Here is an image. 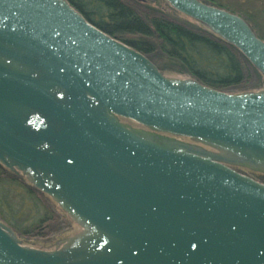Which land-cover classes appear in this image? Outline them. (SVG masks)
I'll return each mask as SVG.
<instances>
[{
  "label": "water",
  "instance_id": "1",
  "mask_svg": "<svg viewBox=\"0 0 264 264\" xmlns=\"http://www.w3.org/2000/svg\"><path fill=\"white\" fill-rule=\"evenodd\" d=\"M164 1L264 77L242 17ZM0 166L81 228L42 250L0 220V264H264V184L234 169L264 172V89L169 76L66 0H0Z\"/></svg>",
  "mask_w": 264,
  "mask_h": 264
},
{
  "label": "trees",
  "instance_id": "2",
  "mask_svg": "<svg viewBox=\"0 0 264 264\" xmlns=\"http://www.w3.org/2000/svg\"><path fill=\"white\" fill-rule=\"evenodd\" d=\"M66 1L92 25L147 56L160 71L194 79L205 86L229 93L264 89L262 74L234 46L202 27H186L163 18L141 16L120 0ZM201 1L239 15L264 41L248 19L249 16L235 13L218 0ZM0 186L14 192L21 189L20 194L27 196L36 208L30 222H17L14 213L7 208L5 199L0 200V220L17 235L34 236L42 230H48L47 233L53 235L63 233L61 231L68 222L60 220L52 209L41 205V200L36 196L41 193L29 186L21 176L7 173L0 166ZM21 201L23 207L25 201Z\"/></svg>",
  "mask_w": 264,
  "mask_h": 264
},
{
  "label": "rangeland",
  "instance_id": "3",
  "mask_svg": "<svg viewBox=\"0 0 264 264\" xmlns=\"http://www.w3.org/2000/svg\"><path fill=\"white\" fill-rule=\"evenodd\" d=\"M130 8H132L137 14L141 16L147 17H156L163 18L168 21H172L178 24H181L186 27H202L199 23L191 20L190 18L174 11L164 0H120ZM218 2H222L224 6H229V9L236 11L235 13H240L245 17H248L251 20L252 25L255 27L256 32L264 39V0H218ZM245 14V15H244ZM247 14V15H246ZM203 28V27H202ZM169 76H177L175 73L167 72ZM180 77V76H177ZM182 78V77H180ZM247 92V91H242ZM237 93V92H236ZM124 123H128L129 121H123ZM132 124V123H131ZM138 129L147 130L144 127L133 123ZM170 137V136H169ZM175 139H179L176 138ZM235 170L242 174H246L250 178L261 182L264 184V172L250 171L245 168L234 167ZM8 173L7 170L4 169ZM22 179L26 182L25 177L21 176ZM15 193L17 194L15 196ZM22 190H14L0 186V200L5 199L7 208L14 213V220L17 222H23L29 220L31 221V217L34 216L35 209L34 205L31 204L29 198L27 196H22ZM15 198H14V197ZM36 196L41 200V205H45L52 209L56 215L59 216L60 220L68 222L66 228H64L61 234L53 235L51 233H47V231L42 230L39 233H35L34 236H20L17 235L21 240L24 246L42 249V250H52L62 245V241L66 240L79 232H81V228L77 226L73 221H71L65 213H63L57 205L49 198H47L44 194L37 193ZM25 201V205L21 207V200ZM17 234V233H16ZM59 241V242H58Z\"/></svg>",
  "mask_w": 264,
  "mask_h": 264
},
{
  "label": "bare ground",
  "instance_id": "4",
  "mask_svg": "<svg viewBox=\"0 0 264 264\" xmlns=\"http://www.w3.org/2000/svg\"><path fill=\"white\" fill-rule=\"evenodd\" d=\"M125 125L128 127V128H130V129H132V130H134V131H139V132H145V131H142V130H137V128L136 127H134L133 125H131V124H129V123H125ZM245 169H247V170H250L249 168H247V167H244Z\"/></svg>",
  "mask_w": 264,
  "mask_h": 264
},
{
  "label": "flooded vegetation",
  "instance_id": "5",
  "mask_svg": "<svg viewBox=\"0 0 264 264\" xmlns=\"http://www.w3.org/2000/svg\"><path fill=\"white\" fill-rule=\"evenodd\" d=\"M165 72V71H164Z\"/></svg>",
  "mask_w": 264,
  "mask_h": 264
}]
</instances>
